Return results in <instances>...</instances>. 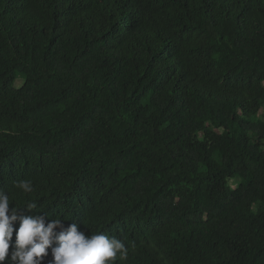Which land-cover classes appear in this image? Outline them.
Wrapping results in <instances>:
<instances>
[{"label":"trees","instance_id":"16d2710c","mask_svg":"<svg viewBox=\"0 0 264 264\" xmlns=\"http://www.w3.org/2000/svg\"><path fill=\"white\" fill-rule=\"evenodd\" d=\"M0 188L116 264H264V0H0Z\"/></svg>","mask_w":264,"mask_h":264},{"label":"clouds","instance_id":"9594fccd","mask_svg":"<svg viewBox=\"0 0 264 264\" xmlns=\"http://www.w3.org/2000/svg\"><path fill=\"white\" fill-rule=\"evenodd\" d=\"M14 186L25 194L34 191L28 179ZM10 202L9 193L0 188V264L6 259L8 264H45L49 254L52 259L47 264H116L128 259V248L116 236L86 235L75 222L65 228V218L48 220L35 200L11 208ZM21 209L31 214L24 215Z\"/></svg>","mask_w":264,"mask_h":264},{"label":"rangeland","instance_id":"374dc122","mask_svg":"<svg viewBox=\"0 0 264 264\" xmlns=\"http://www.w3.org/2000/svg\"><path fill=\"white\" fill-rule=\"evenodd\" d=\"M230 183H232V182H230Z\"/></svg>","mask_w":264,"mask_h":264}]
</instances>
